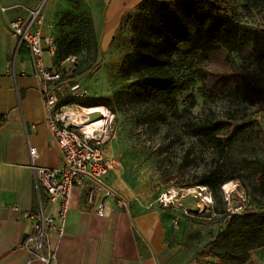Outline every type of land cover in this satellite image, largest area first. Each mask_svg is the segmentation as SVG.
I'll list each match as a JSON object with an SVG mask.
<instances>
[{"label": "rangeland", "instance_id": "rangeland-1", "mask_svg": "<svg viewBox=\"0 0 264 264\" xmlns=\"http://www.w3.org/2000/svg\"><path fill=\"white\" fill-rule=\"evenodd\" d=\"M143 2L125 11L111 39L97 35L84 0L55 5L42 23L58 45L51 65L69 86H79L62 96L82 121L104 118V109L109 113L95 134L116 161L111 182L129 206L161 211L171 224L173 248L207 260L199 249L224 228L229 209L264 211L257 190L264 166V98L245 68L246 46L191 51L182 45L169 65L173 95L140 94L136 79L123 77L120 69L133 51V27L143 24L137 20ZM229 9L240 24L264 28V0H230ZM81 89L87 93L80 95Z\"/></svg>", "mask_w": 264, "mask_h": 264}, {"label": "crops", "instance_id": "crops-1", "mask_svg": "<svg viewBox=\"0 0 264 264\" xmlns=\"http://www.w3.org/2000/svg\"><path fill=\"white\" fill-rule=\"evenodd\" d=\"M38 1L0 0V264H44L29 261L25 246L34 233L28 215L41 207L30 147L37 149L36 165H63L49 125L35 57L25 44L19 45L9 25L12 19L27 17ZM84 1L92 9L97 35L111 39L125 11L142 0ZM65 3L66 0H50L44 9L46 22L55 5ZM41 30L52 33L44 24ZM45 60L52 64L49 55ZM107 181L124 197L110 175ZM94 187L91 201L88 191ZM41 195L46 212L57 216L58 204L45 199L43 192ZM103 198L104 190L94 182L72 192L65 234L59 240L55 231L51 233L53 243L59 245L58 264H223L212 255H203L207 260L196 259L195 254L187 256L173 248L171 224L157 209L130 205L127 210L118 199L110 197L106 199L105 215H99L96 210ZM203 248L202 244L199 251ZM246 264H264V247L252 250Z\"/></svg>", "mask_w": 264, "mask_h": 264}, {"label": "trees", "instance_id": "trees-1", "mask_svg": "<svg viewBox=\"0 0 264 264\" xmlns=\"http://www.w3.org/2000/svg\"><path fill=\"white\" fill-rule=\"evenodd\" d=\"M229 6L230 0H144L137 15L143 24L133 27V51L124 57L122 76L135 78L140 94L172 96L176 79L169 65L179 47L235 51L246 46L245 68L264 98V28L240 24ZM194 104L192 97L191 107ZM257 190L264 201V166ZM259 247H264V211L249 210L230 214L227 225L202 252L223 264H246L251 251Z\"/></svg>", "mask_w": 264, "mask_h": 264}, {"label": "built area", "instance_id": "built-area-1", "mask_svg": "<svg viewBox=\"0 0 264 264\" xmlns=\"http://www.w3.org/2000/svg\"><path fill=\"white\" fill-rule=\"evenodd\" d=\"M49 1L39 0L37 6L29 10L27 17L12 19L9 25L12 33L18 38L19 45L25 44L35 57L37 74L43 83L49 125L63 156L61 167L38 166L34 162L37 149L30 147L41 207L28 215L32 219L34 233L29 236L25 246L30 253L29 261L40 260L44 264H58L59 245L53 243L51 233L55 231L59 240L65 234L69 201L76 188H85L89 182H94L104 190V198L96 210L101 216L105 215L107 198L118 199L127 210L130 206L128 200L121 197L107 181V177L115 170L116 161L107 156L98 135L89 131L85 123L78 119L77 112L63 102L62 93L69 90L75 92L79 86H69L57 68L46 63L45 57L49 55L53 58L57 52L54 35L44 34L41 30L44 9ZM86 93V89L79 92L80 95ZM41 192L45 199L58 204L57 216L46 212ZM94 196L95 187L88 191L89 200L92 201ZM162 201L168 205L171 200L165 197ZM243 210L242 206L236 210L229 209L230 213Z\"/></svg>", "mask_w": 264, "mask_h": 264}, {"label": "bare ground", "instance_id": "bare-ground-1", "mask_svg": "<svg viewBox=\"0 0 264 264\" xmlns=\"http://www.w3.org/2000/svg\"><path fill=\"white\" fill-rule=\"evenodd\" d=\"M95 110H97V108L96 109L95 108L89 109V111H91V112H93ZM103 111H104V115H103L104 118H99L92 123H90V122L88 123L87 121H83V123H88L87 128L89 129V131H91V132L97 131L99 127H101L102 125L106 124L109 121V119H108L109 113L105 109ZM78 119L82 122L81 118L79 117V114H78ZM228 188H229V184H225V189H228Z\"/></svg>", "mask_w": 264, "mask_h": 264}, {"label": "water", "instance_id": "water-1", "mask_svg": "<svg viewBox=\"0 0 264 264\" xmlns=\"http://www.w3.org/2000/svg\"><path fill=\"white\" fill-rule=\"evenodd\" d=\"M23 243H25V239H23Z\"/></svg>", "mask_w": 264, "mask_h": 264}]
</instances>
